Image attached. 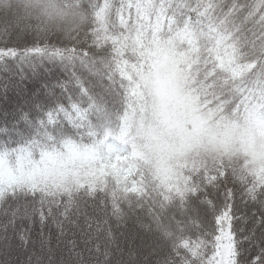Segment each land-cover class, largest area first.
I'll return each instance as SVG.
<instances>
[{"label":"snow or ice","instance_id":"snow-or-ice-1","mask_svg":"<svg viewBox=\"0 0 264 264\" xmlns=\"http://www.w3.org/2000/svg\"><path fill=\"white\" fill-rule=\"evenodd\" d=\"M74 7L81 10V2ZM83 14L93 46L110 50L107 63L113 79L119 76L123 111L115 126L90 124L87 111H73L78 135L71 139L48 113L33 138L0 143V203L9 204L15 217L23 198V207L31 205L43 223L53 207L68 214L82 195L103 193L114 211L121 199L148 194L161 208L183 207L189 198H201L204 190L224 184L223 210L214 215L208 232L178 238L174 264H264V232L257 237L249 229V236L238 239L229 206L237 191L242 198L264 199V160L234 156L222 144L225 137L255 129L264 146V0H88ZM32 51L53 59L88 56L76 48ZM2 54L15 52L3 49ZM164 76L187 101L185 116L202 133L173 155L156 152L167 124L154 85ZM70 141L79 146L78 175L59 183L40 179V170L50 158L62 159ZM229 181L232 187L226 186ZM204 202L213 204L206 197ZM17 238L25 242L22 234ZM6 239L10 244L9 236L0 242ZM50 264L78 262L50 258ZM79 264L89 262L79 258Z\"/></svg>","mask_w":264,"mask_h":264},{"label":"trees","instance_id":"trees-1","mask_svg":"<svg viewBox=\"0 0 264 264\" xmlns=\"http://www.w3.org/2000/svg\"><path fill=\"white\" fill-rule=\"evenodd\" d=\"M75 1L0 0V10L10 13V19L0 20V143L33 138L48 113L69 139L78 135L72 115L77 109L87 111L93 125L107 121L115 126L122 113L119 76L113 79L107 63L110 50L93 46L83 14L88 10V0ZM80 2L83 12L74 7ZM45 46L61 51L76 48L78 52L87 51L88 56L53 59L32 51ZM3 49L15 55L2 54ZM78 149L76 142L70 141V146L60 153L62 159L50 158L39 178L58 183L50 181L54 175L49 169L64 157L69 160L73 155L80 156ZM226 186L232 187L233 182ZM224 191L222 184L204 190L201 198H189L183 207L177 204L164 208L154 194L143 198L137 195L121 199L118 211L103 193L82 195L68 214H64L63 207H53L43 223L31 205L23 207V198L15 217L11 216L9 204L0 203V238L9 236L11 241L0 242V264H50V258L77 259L78 264L79 258H86L89 264H174L178 238H196L201 231L208 232L214 215L225 206ZM205 197L213 204L205 203ZM229 206L236 217L238 239L249 236V229L257 237L264 232V199L242 198L237 191ZM18 233L25 237L24 243L17 238ZM255 240L253 237V246ZM249 243L246 240L245 246Z\"/></svg>","mask_w":264,"mask_h":264},{"label":"rangeland","instance_id":"rangeland-1","mask_svg":"<svg viewBox=\"0 0 264 264\" xmlns=\"http://www.w3.org/2000/svg\"><path fill=\"white\" fill-rule=\"evenodd\" d=\"M162 67H167V61L163 58ZM154 86L158 91L159 110L165 117L167 124L160 130L159 138L156 141V152L158 155L160 153L173 155L181 147L199 140L202 133L187 120L185 116L187 101L174 92L170 78L164 76L157 80ZM222 144L226 150L232 151L234 156L243 153L258 160H264V146H261L260 136L255 129H251L243 136L225 137ZM63 160L59 165L49 169V173L53 172L54 175L50 181L59 183L78 175L81 156L73 155L69 160ZM209 163H211V157H209ZM232 163L235 165L236 160L234 159ZM226 256L227 249L225 251Z\"/></svg>","mask_w":264,"mask_h":264},{"label":"clouds","instance_id":"clouds-1","mask_svg":"<svg viewBox=\"0 0 264 264\" xmlns=\"http://www.w3.org/2000/svg\"><path fill=\"white\" fill-rule=\"evenodd\" d=\"M12 3H19L20 0H11ZM4 19H10V13H5L3 10H0V20H4ZM84 25L81 26V28Z\"/></svg>","mask_w":264,"mask_h":264}]
</instances>
